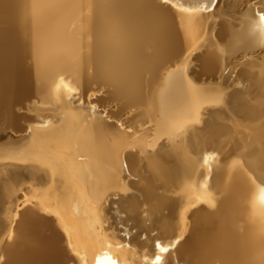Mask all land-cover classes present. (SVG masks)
<instances>
[{
	"label": "bare ground",
	"instance_id": "1",
	"mask_svg": "<svg viewBox=\"0 0 264 264\" xmlns=\"http://www.w3.org/2000/svg\"><path fill=\"white\" fill-rule=\"evenodd\" d=\"M227 1L0 0V13L11 17V29L0 30V264H75L73 252L84 262L109 254L96 264H168L164 244L189 211L187 238L174 251L180 264H264V189L256 178L264 181V157L232 163L223 148L210 162L224 136L191 132L229 109L232 95L220 103L219 90L170 68L210 23L236 11L239 0ZM225 22L223 30L215 23L220 44L209 40L211 50L197 58L206 75L226 64L215 75L233 81L234 47L263 33ZM92 81L140 111V120L152 118L157 134L132 139L91 101ZM244 97L234 98L237 112L247 111L246 130L256 131L264 99ZM203 99L220 104L199 120ZM68 131L72 142L61 138ZM209 191L215 210L191 211Z\"/></svg>",
	"mask_w": 264,
	"mask_h": 264
},
{
	"label": "rangeland",
	"instance_id": "2",
	"mask_svg": "<svg viewBox=\"0 0 264 264\" xmlns=\"http://www.w3.org/2000/svg\"><path fill=\"white\" fill-rule=\"evenodd\" d=\"M231 1L234 3L237 2L236 0H231ZM231 1L228 0L227 2L232 3ZM262 1H264V0H260V3H259V0H239V5H238V7L234 13L232 11H225L223 13L222 17L219 20L217 19L215 21V23L217 22L218 26L222 27V28L217 27V24H215V23L213 24V22H212V24L210 23V25H212V26L209 25V27H208L209 29L208 28H207L208 30L206 29V31H208V32L210 31V32L209 33L205 32V34L208 33V34H206L207 36L204 34L203 37L201 38V40L188 53H186L187 55L185 54V57H181L180 59L175 60V62H176V63H174L175 65L174 64L170 65L171 69L176 68V69L182 70L185 77L187 78L188 81L191 82L192 85H195L196 87H204L205 86V88L211 87L210 89L215 90V92L217 90H219L220 92L219 91L216 92L217 94H218V92L222 94V95L216 94L218 96V98H216V100H219V102L220 101L222 102L224 99L227 98V96L232 95L230 98H231V100L232 99L233 100L230 103L229 109L227 108L228 110L225 109L219 113H211L209 115L210 118L209 119L206 118V121H208V122H206L205 129H203V131L191 132L194 135L199 134L197 136L201 137L202 134H208L209 135L210 130H213L211 132L218 130L219 134H220L218 141L221 140V137H222L221 133L224 136L223 145L221 146V148L219 150H217L216 152H213L209 155L208 159L210 160V162H211V159L212 160L213 159H215V160L219 159L218 158V157H220L219 154L223 148H228L230 150L229 151L230 154L228 157L230 158L229 160H231L232 163L233 162H240L243 164V162L247 161V159L251 158V156L253 157L256 155L264 157V115L257 116V118L255 120V123H256L255 129L257 132L255 130L247 131L246 130L247 126L245 123L247 111L239 112V110H238V112H237L236 108H238V103L236 104V102L234 100L236 95H239L241 97H244V96H246L248 98L250 97L251 99L252 98L253 99L263 98L264 99V86H263V84H264V68H263L264 62L262 61V60H264V36H263L264 35V2L262 3ZM192 6H195V5H192ZM195 7H198V6H195ZM227 14H228V16H227ZM232 14H233V17H232ZM226 16L228 18H226ZM220 21L221 22L223 21L226 25H227V23L225 21H230L231 23L230 22L229 23L231 25H234L237 27L240 24L243 25V23H245L246 25L244 24L243 27H240V30H241V28L245 29L246 26L251 27V28H253L255 26L256 28H254V29H259V27L262 28V29H259L263 33V34L261 33L262 36H260L262 41L260 38H258L257 40L255 39L253 42H252V40H250L248 42L250 45H248V43L243 44V45H246L243 48L240 47V44H238V45L236 44L241 49L236 48V46L234 47V49H237L238 51L236 50L237 51L236 52L235 50H233V54H232L233 57L231 58V60H234V62L236 64H238L239 67L236 71L235 79L233 81H229L228 77L220 78V77H218L219 74L215 75V73H219L218 71H220L219 70L220 68H222V69L225 68L226 64L223 65L224 67L221 66L218 68V70L216 69L217 71L211 72V73L208 72V74L206 75V73H205L206 71L203 72L204 70L202 68H200V67H202V65L200 63V59H198L205 54L204 52L209 51V49L211 50V46L209 45L210 42H213L216 45L220 44V42H221L220 38H217L215 36L216 33H214V32H216L215 30L217 28H219L220 30L221 29L223 30V28H225V26H226L225 24L222 23V24H220L221 26L219 25ZM10 22H11V17L9 15H6L5 13H0V30L1 31H3V32L7 31L8 32L11 29V27H10L11 25H9ZM252 24H254V25H252ZM222 25L223 26L225 25V26L223 27ZM234 29H235V27H234ZM237 29L239 30V28H236V30ZM204 36L206 37L207 40H205ZM217 39H218V42H216ZM259 39H260V41H258ZM209 40H210V42H209ZM257 41L259 42V44ZM197 53H199V54L197 55ZM197 56H198V58H197ZM166 65H168V64H166ZM200 71H202L203 73ZM210 74H212V75H210ZM258 78H259V80H258ZM147 80H148V78H146V83H147V87H148ZM255 81L256 82L258 81V82L256 83ZM261 81H263V83ZM100 85L101 84H98L97 82L95 84V81L91 82V85L88 89L89 93H93V98L91 101L98 104L99 106H105L107 108L106 113L110 114L111 117H113L115 120H118L120 123H123V126L125 125L126 132L130 133L131 137H133L132 139H134L138 135V137H140L143 141H149L154 137L155 133L157 134V132L155 130L156 129L155 125L157 123L152 118H147V119H145V121H144V119L140 120L139 118H141V115H142L140 113V111H137V109H135V108L133 110V106L131 107V105H129L128 103H125V101L123 102V100L120 98L114 99L113 98L114 96H111L110 95L111 93L110 94L108 93L109 90L111 91V88H109L105 84L104 85L102 84L104 87L103 86L100 87ZM97 88H99V89H97ZM107 89H108V91H107ZM147 91L149 92L148 88H146V92ZM146 92H145V95L148 96L150 93L147 92L148 93L147 94ZM234 94H236V95H234ZM222 96H223V98L225 96V98L223 99ZM246 97H244V98H246ZM117 99H119V101L121 102V105H119L120 102ZM211 100H213V99H208V100L206 99V101H205V99H203V101L201 100L200 102H198L199 104L197 103L196 106L198 108H197L196 119L200 120L203 117L205 118L207 111H209L208 109L215 108L218 104L221 103V102L219 103L216 100H214V101H211ZM107 101L110 103H108ZM127 105L130 106V108H128ZM124 106H126V107H124ZM20 108L21 107H19V109ZM226 111L228 114L226 113ZM128 112L131 114H129ZM138 112H139V114L136 115V113H138ZM3 120H4L3 117H1L0 122H2ZM188 120H195V118L192 117L190 119H185L182 122V124ZM257 123H258V125H257ZM259 128H260V130H259ZM72 137H73V134H71L69 131L61 134V138L64 140H67V141L69 140L68 142L73 141ZM47 140H49V138ZM126 142H128V139L122 140L120 148L124 147V146H122V143L124 144ZM61 144H66V143H61ZM167 163H168V161H167ZM107 165L108 164H106V163H101L100 168L103 167V170L105 169V171L113 173V174H115V176H118V173H119V176L121 175L120 171L117 172L116 169L114 170L110 165H108V167H107ZM246 170L249 174H252L248 168ZM209 172H208V176H210ZM91 173L92 172L90 171V174ZM262 173H264V172H262ZM253 177H256V176L253 175ZM256 178H257L260 186L264 189V181L262 179L260 180L258 177H256ZM117 182L121 183V179L117 178ZM214 196H215L214 193L213 192L211 193V191H209L207 193V195H205L204 197L199 198L195 202H193L190 210L196 211V210H199L201 208L202 209L205 208V209H209V211H214L216 206L218 205V202H217L218 198H217V196L216 197H214ZM208 207H210V208H208ZM211 207L213 210L211 209ZM19 210H21V209L18 208V211ZM191 213L192 212L189 211L187 213L182 214V217H184L185 226L183 227V229L178 234L173 236L169 241H167L164 244L163 256L165 258V261L168 264H180V261L175 256L174 251H175V248L177 246L181 245L185 241V239L187 238V234H188L187 230L189 228L188 227V220H189V215ZM7 238L8 237H6V239ZM71 257L73 258V259L72 258L71 259L74 260L75 264H96L99 257L108 258L109 254L102 252L99 256H97L91 262H88V261L84 262V260H86L85 257L79 253L73 252L71 254Z\"/></svg>",
	"mask_w": 264,
	"mask_h": 264
}]
</instances>
